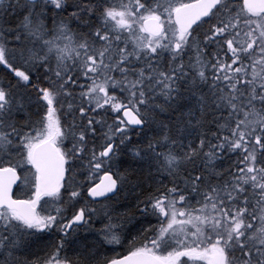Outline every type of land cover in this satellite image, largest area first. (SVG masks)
I'll use <instances>...</instances> for the list:
<instances>
[{
	"label": "snow or ice",
	"instance_id": "snow-or-ice-1",
	"mask_svg": "<svg viewBox=\"0 0 264 264\" xmlns=\"http://www.w3.org/2000/svg\"><path fill=\"white\" fill-rule=\"evenodd\" d=\"M0 69V264H264V0H0Z\"/></svg>",
	"mask_w": 264,
	"mask_h": 264
},
{
	"label": "trees",
	"instance_id": "trees-1",
	"mask_svg": "<svg viewBox=\"0 0 264 264\" xmlns=\"http://www.w3.org/2000/svg\"><path fill=\"white\" fill-rule=\"evenodd\" d=\"M3 76V70L2 69H0V77H2ZM96 181H97V178H96ZM83 234V233H82ZM118 251H119V249H118Z\"/></svg>",
	"mask_w": 264,
	"mask_h": 264
},
{
	"label": "water",
	"instance_id": "water-1",
	"mask_svg": "<svg viewBox=\"0 0 264 264\" xmlns=\"http://www.w3.org/2000/svg\"><path fill=\"white\" fill-rule=\"evenodd\" d=\"M101 177H102V176H101ZM101 177H100V178H101ZM100 178H99V180H100ZM99 180L97 181V183H99Z\"/></svg>",
	"mask_w": 264,
	"mask_h": 264
}]
</instances>
